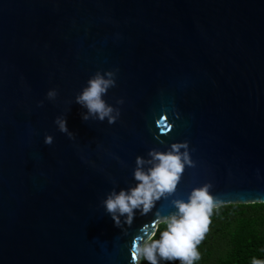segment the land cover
Segmentation results:
<instances>
[{"label": "water", "instance_id": "1", "mask_svg": "<svg viewBox=\"0 0 264 264\" xmlns=\"http://www.w3.org/2000/svg\"><path fill=\"white\" fill-rule=\"evenodd\" d=\"M98 71L112 125L75 103ZM183 142L175 192L115 227L103 201L135 187L136 157ZM204 184L264 203V0H0V264H132Z\"/></svg>", "mask_w": 264, "mask_h": 264}, {"label": "clouds", "instance_id": "2", "mask_svg": "<svg viewBox=\"0 0 264 264\" xmlns=\"http://www.w3.org/2000/svg\"><path fill=\"white\" fill-rule=\"evenodd\" d=\"M115 87V72H96L88 81L87 86L75 97V103L85 108L86 114H82L83 121L89 119L114 124L120 116L118 108L107 104L103 97L110 88ZM56 90L47 92L48 100H55ZM122 104L123 100H117ZM54 123L59 132L64 133L69 139H74V133L66 126V118L59 116ZM53 138L46 136L44 143L51 145ZM150 160L136 157L133 179L137 182L135 187L118 193L113 190L103 201L106 213L111 217L114 226L120 228L131 225L136 212L141 216L147 215L157 201L166 195L175 192L185 167H194L189 155L187 142L173 143L167 151L156 149L148 152ZM155 162V163H153ZM145 164L151 167L145 169ZM211 184H204L191 191L187 202L183 200L172 201L176 212L166 217L156 215L155 224H163L164 231L160 232V238L155 239V231L147 236V239L138 238L139 243L134 242L132 264H161V261L172 264L179 261L180 264H194L200 260L198 246L209 232L212 223L213 212H218L222 202L210 194ZM121 217H124L123 222ZM251 264H264V260L253 258Z\"/></svg>", "mask_w": 264, "mask_h": 264}, {"label": "trees", "instance_id": "3", "mask_svg": "<svg viewBox=\"0 0 264 264\" xmlns=\"http://www.w3.org/2000/svg\"><path fill=\"white\" fill-rule=\"evenodd\" d=\"M211 220L209 232L197 249L201 258L194 264H251L253 258L264 260V203L222 205ZM164 230L163 224L157 225L154 238L159 239Z\"/></svg>", "mask_w": 264, "mask_h": 264}]
</instances>
